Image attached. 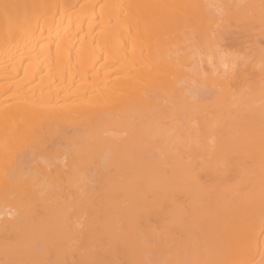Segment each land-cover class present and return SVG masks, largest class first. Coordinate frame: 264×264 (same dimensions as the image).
<instances>
[{"label": "bare ground", "instance_id": "1", "mask_svg": "<svg viewBox=\"0 0 264 264\" xmlns=\"http://www.w3.org/2000/svg\"><path fill=\"white\" fill-rule=\"evenodd\" d=\"M212 1L0 0V264H264V0Z\"/></svg>", "mask_w": 264, "mask_h": 264}, {"label": "rangeland", "instance_id": "2", "mask_svg": "<svg viewBox=\"0 0 264 264\" xmlns=\"http://www.w3.org/2000/svg\"><path fill=\"white\" fill-rule=\"evenodd\" d=\"M210 1H211V0H210ZM215 1H216V0H213L211 3L213 4V6H214V5L217 6L216 9H217V10L219 9L218 11H219V13H220V11H221V9H220L221 7L219 8V5H220L219 2H220V1H218V0H217L216 2H215ZM204 3H207L206 0H204ZM211 3H210V4H211ZM214 3H215V4H214ZM218 3H219V5H218ZM212 4H211V5H212ZM221 4H222V2H221ZM220 6H221V5H220ZM211 7H212V6H211ZM222 7H223V6H222ZM212 8H213V7H212ZM214 9H215V8H214ZM216 9H215V10H216ZM217 10H216V11H217ZM221 12H222V11H221ZM262 26H264V25H262ZM262 26H261V28H262ZM263 34H264V33H263ZM226 42H227V41H226ZM39 44H40V43H39ZM226 45H228V46H226ZM224 46H225V48H227V50L225 49L224 53L222 52V50H220V51H219V52H220V55L222 56V53H223V54H225V55L227 56V58H228V55H229V57L231 58V56H232L233 53H234V54H236V55H233V56H232V59H233L232 62H239V60H240V61H242V60H246V58H247V60H249V58H250V57H253V55L256 56V55H258V54H263V52H264V39H263L262 36L260 37V40H259V46H258V47H259L258 52H256L258 47L255 48L256 50L252 49L251 51H249L250 47H249V49H248V47L246 48V49H248V51L250 52L251 56H250V55H244V53L240 51L241 53H239V54L241 55L242 58H241L240 55L236 52L237 50H236V51L234 50L233 53H231L232 55H230V53L228 54V52L231 51V50L228 49V47L230 48V46H232L231 43L227 42L226 44H223V47H224ZM194 48H196V47H194ZM221 48H222V46H221ZM221 48H220V49H221ZM231 48H233V47H231ZM231 48H230V49H231ZM199 49H200V48H199ZM222 49H223V48H222ZM233 49H234V48H233ZM233 49H232V50H233ZM192 50H193V51H192L193 54H191V55H192L191 57H194V58H199V57L201 58V57H202L203 54L198 55V51H199V50H197V51H194V49H192ZM195 52H197V54H195ZM225 52H226V53H225ZM238 52H239V51H238ZM204 55H205V54H204ZM218 55H219V54H217V56H218ZM220 55H219V56H220ZM237 55H238V56H237ZM215 56H216V55H215ZM215 56H213V57L211 58L209 55H208V57H207V54H206V57H207L209 60H207V58H205V57H202V58H201L202 60H200V61L207 60V62H206L207 64H208L209 61L212 62V64H210V68H211V69L213 68V65H214V66H217L216 68H218L219 71L221 70L220 72H226V71H229V69L231 68V65H230V64H232V62L230 61L231 63H226V62H224L225 60H224L223 62H218V61H219V60H218V61H217L218 63H214V60H216V59H215ZM221 56H220V57H221ZM226 56H225V57H226ZM247 56H250V57L248 58ZM189 58H190V57H189ZM194 58H193V60H191V61H194V60H195ZM200 58H199V59H200ZM218 58H219V57H218ZM223 58H224V56H223ZM223 58H222V59H223ZM234 58H235V59H234ZM243 58H245V59H243ZM253 58H254V57H253ZM257 58H258V57H257ZM186 59H187V58H186ZM199 59H198V61H199ZM210 59H212V60H210ZM227 60H228V59H227ZM227 60H226V61H227ZM188 61H189V60H188ZM195 61H197V60H195ZM204 62H205V61H204ZM210 62H209V63H210ZM198 63H199V65H200V62H198ZM198 63H197V64H198ZM201 63H202V62H201ZM233 64H234V63H233ZM237 64H238V63H237ZM208 66H209V65H208ZM235 66H236V64H235ZM237 66H238V65H237ZM232 67H234V66H232ZM216 68L214 67L215 70H216ZM218 69H217L216 71H218ZM202 85H203V84H202ZM201 87H202V86H201ZM202 88H204V87H202ZM201 91H202L203 94H205V92L207 93V90H206V89H202ZM263 220H264V219H263ZM256 222H259V219H258ZM260 222H261V220H260ZM260 222H259V223H260ZM252 224L255 225V221H254V223H252ZM257 224H258V223H257ZM257 224H256V225H257ZM260 224L262 225V222H261ZM245 225H246V224H245ZM245 225H244V226H245ZM263 225H264V224H263ZM247 226H249V229H250V224L247 225ZM247 226H246V228H248ZM263 230H264V228H262V230H261V233H262V234L264 233ZM263 235H264V234H263ZM263 235H262V236H263ZM262 236L260 235L259 238H258V240H252L251 243L248 245V248L251 249V248L255 247L256 249L260 250L261 247H262L261 244L263 243L262 241H264V240H263L264 237L262 238ZM260 240H261V241H260ZM261 242H262V243H261ZM249 249H248V250H249Z\"/></svg>", "mask_w": 264, "mask_h": 264}]
</instances>
